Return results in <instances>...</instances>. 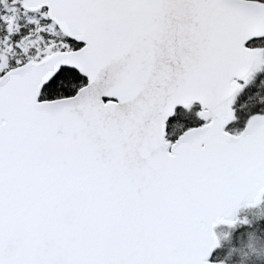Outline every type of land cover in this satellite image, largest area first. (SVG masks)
<instances>
[{
    "label": "snow or ice",
    "instance_id": "obj_1",
    "mask_svg": "<svg viewBox=\"0 0 264 264\" xmlns=\"http://www.w3.org/2000/svg\"><path fill=\"white\" fill-rule=\"evenodd\" d=\"M260 65L264 0H0V264H218L264 193V115L224 130Z\"/></svg>",
    "mask_w": 264,
    "mask_h": 264
},
{
    "label": "trees",
    "instance_id": "obj_2",
    "mask_svg": "<svg viewBox=\"0 0 264 264\" xmlns=\"http://www.w3.org/2000/svg\"><path fill=\"white\" fill-rule=\"evenodd\" d=\"M262 71L255 75L254 80L247 85L246 89H240L235 95L233 99L234 118L229 122V130L235 132L247 125L253 116L264 115L263 105L260 106L255 99H252L254 92L257 91L256 85L264 80ZM176 112V119L183 125L182 131L202 124L197 105H192L189 109L178 108ZM248 205V203L244 204L231 224L222 223L217 228L220 242L216 250L218 264H241L240 255L235 254L232 250L246 245L250 233H255L256 236L264 239V200L258 207H248ZM243 264H264V256L260 258L251 256L244 260Z\"/></svg>",
    "mask_w": 264,
    "mask_h": 264
},
{
    "label": "clouds",
    "instance_id": "obj_3",
    "mask_svg": "<svg viewBox=\"0 0 264 264\" xmlns=\"http://www.w3.org/2000/svg\"><path fill=\"white\" fill-rule=\"evenodd\" d=\"M229 224L232 223V218H228ZM235 254L240 255L241 257V264L243 261L250 258L251 256H256L260 258L264 256V239L255 235V233L249 234V240L246 245H242L239 249L232 250Z\"/></svg>",
    "mask_w": 264,
    "mask_h": 264
},
{
    "label": "rangeland",
    "instance_id": "obj_4",
    "mask_svg": "<svg viewBox=\"0 0 264 264\" xmlns=\"http://www.w3.org/2000/svg\"><path fill=\"white\" fill-rule=\"evenodd\" d=\"M263 67H264V65H260L258 70L251 71V73H250V75L248 77L247 83L245 84L244 81L241 83V86H242L241 89L242 88H245L246 89L247 88V85L254 80L255 75H257L258 72L260 73L263 70ZM256 87H257V91L254 92L252 99H255L256 100V103L257 104H260V106L263 105L262 106V111L264 112V80H262L259 84H257ZM233 108H234V103L231 104V110L232 111H233ZM240 130H237L235 132H239ZM227 131L230 132L228 129H227ZM263 200H264V197H262L261 199H259L258 202L249 204L248 207H258V206L261 205V203L263 202ZM233 218H232V221L235 219V218L234 219ZM221 223H226V222H221Z\"/></svg>",
    "mask_w": 264,
    "mask_h": 264
},
{
    "label": "water",
    "instance_id": "obj_5",
    "mask_svg": "<svg viewBox=\"0 0 264 264\" xmlns=\"http://www.w3.org/2000/svg\"><path fill=\"white\" fill-rule=\"evenodd\" d=\"M240 81H242V80H239L238 83H239ZM192 105H197V106H199L200 110H202V106L200 105V103H199L198 101H194ZM177 108L185 109V108H183V106H181V105H178V106L176 107V109H177ZM226 126H227V125H226ZM199 127H201V126H199ZM199 127H196V128H199ZM246 127H247V126H246ZM246 127H244L243 130H242L240 133H242V132L246 129ZM225 128H226V127H225ZM224 130H225V129H224ZM240 133H239V134H240ZM229 134H230V133H229ZM239 134H238V135H239ZM230 135H232V134H230ZM233 136H235V135H233ZM263 195H264V193L260 194L259 199H261ZM259 199H258V200H259ZM244 202H245V201H244ZM244 202H242L241 205H240V207L237 208V209L235 210V212H234V214L231 216V218H233V217L236 215V213L242 208V205H243ZM253 203H255V202H253ZM221 222H223V221H221ZM221 222H218V223L215 225V227L213 228V230H212V231H213V234H214V236H215L216 242H217L218 245H219V241H218V238H217V235H216L215 230H216L217 226H218Z\"/></svg>",
    "mask_w": 264,
    "mask_h": 264
}]
</instances>
